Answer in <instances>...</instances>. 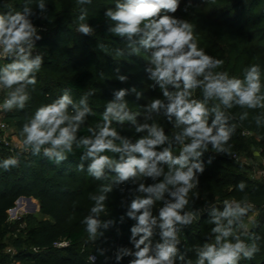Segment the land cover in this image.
Segmentation results:
<instances>
[{
	"label": "trees",
	"instance_id": "obj_1",
	"mask_svg": "<svg viewBox=\"0 0 264 264\" xmlns=\"http://www.w3.org/2000/svg\"><path fill=\"white\" fill-rule=\"evenodd\" d=\"M216 1L223 3V6L211 8L210 0L196 2L187 0L186 3L190 4V8H186L187 4L180 5L178 10L170 16L181 20L187 15V10H191L193 11L192 23L198 22L201 32L206 34L208 39L209 36L216 34L219 39L226 41L227 45L232 43L231 48L223 51L224 70L215 67L210 71L213 74L227 72L229 78L244 81L248 70L241 69L242 61L248 55L257 54L255 35H252L253 31L246 30L251 24L246 21L245 11L251 5H260L261 0ZM0 2L3 3L0 6V14L24 12L27 8L28 19L32 25L42 23L49 29L47 36L37 37L34 41V45L41 47L45 54L44 57H40V68L51 74L62 75L64 79L57 85L56 91L50 88V83L43 84L46 81L44 78L39 79L31 73V77L40 81L34 87L29 85L26 87L36 92L34 99L50 104L67 93L73 105L76 106L74 108L73 105H69L72 112H75L76 108L82 109L85 106L90 109L76 132L72 152H66L67 158L64 160L57 161L55 157L49 158L45 155L43 148L38 154H34L32 149L24 144V151L19 154L17 164L5 169L3 163L12 158V155L0 141V264L31 261L39 264L40 260L43 264H132V261L137 259L135 253L139 251L136 248V241L143 234L133 235L132 229L138 225V220L129 217L127 213L131 210L134 200L147 198L150 194L141 191L139 185L130 184V180L114 185L112 178L117 173L111 168H105L104 175L100 179L90 176L88 166L91 158L86 157V149L83 146L77 147V144L84 138L93 137L99 131L94 127L95 124L104 125L103 114L110 102L102 101L111 99V102L126 104L124 112H127L129 117H132L133 113L128 104L136 107L141 105L143 109L141 108L139 116L135 118V123H139L137 127L144 124L156 125L167 137L162 144L156 146L155 150L161 152L171 147L174 156L180 154L183 145L176 137L182 132L183 126L176 127L175 116L171 118L170 123L158 122L157 114L167 117L164 108L158 112L149 111L153 99L167 101L159 84L150 79L149 69L154 67L151 66L152 63L146 64L138 55L131 56L135 69L146 74L149 79L146 87L148 92L142 94L141 98L130 93L126 86L115 80L121 76L122 59L130 57L124 45L137 47L146 58L151 57L152 50L146 51L139 43L140 35L129 39L126 36H116L110 31L115 27V22L108 18L106 13L109 9L115 11L116 4L122 3L123 0H91L90 3L85 4L78 3V0H69L76 7V13L69 20L60 18L56 0H0ZM41 3L44 5L43 8L39 7ZM81 16H84L83 20L80 19ZM80 24H87L92 32L90 34L79 32ZM214 46L218 45L214 44ZM211 56L217 59L215 52ZM234 57L237 60L236 64L233 63ZM35 58L33 56L30 59ZM9 61L5 62L9 63ZM261 61L264 65V56ZM3 68L5 67L0 65V70ZM127 70H133V67ZM263 76L264 70H259V77ZM260 85L258 95L264 96V83L260 82ZM121 90L125 91L122 101L116 99V93ZM167 90L177 91L172 85H167ZM194 90L195 92L189 98L204 101L203 89ZM143 96L144 100H142ZM82 100L85 101L84 104H81ZM204 102L209 109L207 117L209 124L215 119L212 109L219 105L220 111L226 118L225 126L230 130V138L223 145L225 151H217L208 144L207 150L191 161V163H199L207 167L202 171V180L206 184L200 186L196 183L198 187L189 191L190 199L187 198L186 204L189 209L192 204L202 207L206 204L210 205L214 200L227 199L230 194L237 191L242 196L248 194L247 188L239 187L241 183L245 185L248 182L245 175L239 174L245 167L235 162L233 155L241 156V152L248 154L251 148L261 150L260 154L264 155V107L250 108L235 103L231 107H225L215 98ZM7 112L4 115L6 123L9 122ZM33 117L31 115L20 117L19 129L22 130ZM124 121L113 119L111 124H124ZM131 121L132 119L127 124L130 128H135L134 122ZM245 132L252 134L245 136ZM148 134V129H145L137 135L143 138ZM188 142L190 141L185 140V143ZM103 154L118 163L121 162L122 157L127 159L124 152ZM157 167L163 171L169 170L168 164L164 162H159ZM142 181L145 188L152 186L150 176L143 175ZM105 186L110 187L111 191L102 192ZM225 186L230 187L229 194L224 190ZM99 195H104L106 199L103 202L104 211L97 215L91 212L96 203L92 197ZM191 195L197 196L198 200L195 201ZM20 197H31L39 201L40 211L51 216L54 222L41 221L32 229L29 216L21 217L22 222L9 221L8 212L15 207ZM250 197L264 204L263 182L262 190L252 192ZM61 211H64L68 217L83 216L80 228L78 230L68 228L64 224V218L59 215ZM150 211L152 216L157 218V224L153 225L152 236L145 241V244L150 243L152 249L150 254H154L156 245L163 242L162 229L159 226V212L155 204ZM196 211L191 209L192 213ZM90 215L100 221L95 236L89 235L87 225L84 223L85 217ZM245 220L243 215L237 219L239 229H243ZM65 240L68 241V246L58 248L55 245ZM257 245V248L264 252V247L260 243ZM144 246L140 245L141 248ZM7 248H11L12 252H6ZM181 259L182 255L176 253L173 264H182Z\"/></svg>",
	"mask_w": 264,
	"mask_h": 264
},
{
	"label": "clouds",
	"instance_id": "obj_2",
	"mask_svg": "<svg viewBox=\"0 0 264 264\" xmlns=\"http://www.w3.org/2000/svg\"><path fill=\"white\" fill-rule=\"evenodd\" d=\"M90 2L91 0H78L80 4ZM39 7L43 8L44 5L41 3ZM178 8L179 0H123L122 3L116 4L115 11L109 9L106 15L115 22V27L110 29L114 35L126 36L129 39L140 35L139 43L145 49L152 50L150 59L154 67L149 69L150 79L159 84L168 103L153 99L149 111L158 112L164 108L169 120L175 116L176 127L183 126L182 132L176 137L183 145L180 154L174 156L171 147L161 152L155 150L156 146L167 139L163 130L156 125L144 124L137 127V132L148 129L149 134L137 140L135 144L121 140L120 145H117L115 140L118 137L111 127V121L115 119L123 122L132 117L124 112L126 104L116 102L107 105L103 114V127H100L93 137L84 138L77 144V147L83 146L86 149V157L91 158L88 174L96 179L104 175L105 168L113 169L119 181H126L138 174L151 177L164 175V180L155 186L145 188L143 184L140 185V190L150 195L134 200L131 210L127 213L129 217L138 220V225L132 229L133 235L143 234L136 241L139 251L135 253L137 259L132 261V264H173V257L177 252L175 225L190 224L193 220L190 213L180 214V210L188 203L186 197L189 190L194 187L193 169L203 171L201 164L191 161L200 157L202 152L207 150L208 144L217 151H225L223 145L230 138V130L225 126L226 118L217 105L212 109L215 119L209 124V109L204 101L215 98L225 107H231L233 103L250 108L264 107V96L258 95L261 87L258 66L253 65L248 70L244 81L229 78L227 72L213 74L210 69L219 67L223 61L214 59L197 47L192 25L174 16L160 15L162 10L175 13ZM28 14L27 8L24 12L0 14V49L4 54L16 57L12 63L0 70V87L11 89L3 104L5 109L24 107L29 99L26 87L36 82L30 74L39 71L41 65L39 56L30 59L31 37L36 30L28 19ZM80 19L83 20L84 16ZM78 31L90 34L92 29L87 24H80ZM200 77L202 79H199ZM124 79L125 77H120V80ZM167 85H172L177 91L169 92ZM196 88L203 89L204 101L189 98L192 95L191 90ZM124 96V90L116 93L117 100L122 101ZM84 103L82 100L81 104ZM69 105H73V101L65 93L53 103L39 107L30 122L25 124L22 130L23 143L29 146L34 154H38L43 148L46 156L55 157L60 161L67 158L66 152H72L76 132L90 109L87 106L76 108L75 114L70 115ZM185 140L190 142L185 143ZM107 152H124L127 159L122 157L118 163L103 154ZM159 162L168 164L167 174L157 167ZM16 164L15 158H9L4 161L3 167L7 169ZM169 186L175 188V191L171 192L175 202L166 203L159 211L163 242L156 245L154 254H150L151 245L145 244V241L152 236V227L157 224V218L152 216L150 209L156 201L163 199ZM239 187L243 189L244 184L241 183ZM109 191L111 188L108 186L102 188V192ZM92 199L96 203L91 212L99 215L104 211L103 202L106 197L99 195L93 196ZM244 213V208L230 204H226L223 211L214 212L212 223L216 227L212 231L218 234L216 242L204 245L197 264H205V260L207 264H238L241 256L250 258L253 255L255 247L250 250L239 237L235 238V242L227 239L232 235L231 225L234 219ZM223 221H227V225ZM84 223L89 235L95 236L100 221L90 215L85 217ZM142 244L145 245L143 248L140 247Z\"/></svg>",
	"mask_w": 264,
	"mask_h": 264
},
{
	"label": "rangeland",
	"instance_id": "obj_3",
	"mask_svg": "<svg viewBox=\"0 0 264 264\" xmlns=\"http://www.w3.org/2000/svg\"><path fill=\"white\" fill-rule=\"evenodd\" d=\"M187 0H179V6L187 4L186 8H190V4L186 3ZM194 2L199 0H193ZM211 3V8H219L220 6H223L221 2H218L216 0H210L209 4ZM3 3L0 2V6ZM57 9L60 14V18L64 20H69L73 14L76 13V7L73 6L69 0H56ZM252 6V5H251ZM249 6L246 8V15L247 18L246 21H249L248 24H251L248 30L253 31L255 35L254 42L257 46L256 52L257 54L251 56L248 55L245 57L241 64L242 70H249L253 65L258 66L259 70H264L263 68V62L261 61L262 57L264 56V0H261L260 5H253L252 7ZM187 15L183 17L181 20L188 22L192 25L193 28V34H194V41L197 44V47L204 50L208 55H212L213 52L217 54V60H222L223 64L220 65V69L224 70V49L231 48L232 43L230 45H227L226 41L223 39H219L216 34H213L209 36V39L207 38V35L202 33L198 22L195 24L192 23V14L193 11L187 10ZM253 13H250V12ZM170 12L161 11L160 15H170ZM249 14V15H247ZM35 28V34L31 37V43L32 47L29 49L30 52V58L35 56L44 57V51L41 47H38L34 45V41L37 37H45L47 36V33L49 29L42 23L39 25H33ZM207 38V39H205ZM214 44H217L218 46H214ZM124 48L127 50L130 57H125L122 59L121 66V76L125 77V79L122 81L119 78H115V80L118 83H122L123 86H126L125 88L132 94L138 96L141 98L142 94H146L148 90L146 89L149 79L148 76L143 74L141 71L135 69L136 66L131 61V56H139L146 64L151 65V59L146 58L140 53V50L137 47H134L132 45H124ZM134 49H138V51H134ZM146 51H151V49H145ZM0 54H4L3 51H0ZM6 58L2 59L0 58V65L2 67H6L7 64L12 63L16 57L14 55H7L5 54ZM234 57L233 63L236 64L237 60ZM8 60L9 63H6ZM6 61V62H5ZM131 62V63H130ZM153 66V65H151ZM133 67V70H127L128 68ZM210 70H214L213 68ZM262 72V71H261ZM33 75L38 76L40 78H44L46 81L43 83L47 85L50 83V88L52 90H58L57 85L64 79L62 75L58 74H51L49 72L43 71V69H39V71L33 72ZM146 76V77H145ZM35 84H29L30 87L36 86V84H39L40 81L35 78ZM261 84L264 83V76L260 77ZM15 87V86H14ZM33 89V88H32ZM11 89H6L0 87V98L5 99L7 98L9 92ZM29 99L25 102V105L23 108L19 107H13L11 109H6L8 111V128L6 132L0 133V141L6 136V139L10 142V144L14 148V152H11L12 158H15L18 162V156L20 153L24 151V134L23 129H19V125H21V119L22 116L31 115L32 117L35 115L36 110L46 105L47 103L42 102L40 100H35L34 97L36 96V92L30 89H26ZM110 92V91H109ZM192 93L195 92V90H191ZM102 94H104L103 91H101ZM39 98V97H38ZM146 99V98H145ZM167 99V98H165ZM144 100V96L143 99ZM162 100V99H161ZM163 101V100H162ZM104 102H111V99H105ZM164 103H168L167 101H163ZM132 115V121L135 124V128H130V125L127 124V122H130L131 119H125L124 124H111V127L116 131L117 133V139L115 140V143L117 145H120L121 140H127L128 142L135 144L137 140L141 139L137 134L139 132L136 131V128L139 123H135V118L139 116V111L143 109V107L140 106H134L133 104L129 105ZM142 108V109H141ZM69 114L73 115L75 112L71 111L70 108L68 109ZM156 120L158 122L163 123H170L172 120H169L167 117H164L160 114H157ZM94 127L100 129L99 124H95ZM250 132H245V136H249ZM249 153L246 154L245 152H241V156L233 155V159L238 164H241L245 167V169L241 170L239 173L241 176L245 175L248 182L245 183L244 188L248 189V194L240 195L238 191L236 193H232L229 195L227 199H219L214 200L210 205L206 204L201 207V205L196 206L197 204H192L191 208L186 207V205L183 207V209L180 210L181 215L185 214H191L193 216V220L190 224H180L177 223L175 225L176 228V247L177 254L182 255L181 262L182 264H197V260L199 258V253L203 249L205 244L209 243H215L216 242V236L217 233H214L212 231L213 228L216 227L214 223H212L213 214L215 211H223L226 204H230L232 206L239 205L240 207L245 209V213L243 216H245L246 220L243 224V229H239L240 227H237L238 222L235 218L233 221V224L231 225L232 229V235L227 237L228 240L235 242V238L239 237L240 240H242L245 245L251 250L253 247H255V251L253 252V255L250 258H246L241 256L240 260L238 261V264H264V252L258 249L257 244H261L264 247V204H260L259 202H256L253 198H251V193L254 191L262 190V180L260 178L259 170L262 166V161L264 160V155L260 154L261 150L251 148ZM126 157L127 154L125 153ZM133 155L138 156V154L133 153ZM207 166H202L203 170ZM186 170V169H185ZM169 171V170H168ZM168 171H163L165 174L168 173ZM195 175H194V187H198L197 184L200 186H204L206 183L202 180V172L201 171H195L193 169ZM143 175L138 174L136 177H131L128 179L130 180V184H137L141 185L143 184L142 181ZM151 184L152 186H155L156 184L162 182L164 180V175L151 177ZM124 181H119L118 176L114 175L112 178V183L114 185H117ZM197 183V184H196ZM193 187V188H194ZM224 190L228 192L231 191L230 187L225 186ZM175 191V188L172 186H169V190L164 193L163 199L156 201L155 205L157 207L158 212L162 207L165 206L168 202H175V197L171 195V192ZM190 191V190H189ZM189 192L187 194L186 199H190ZM191 198H194L195 201H197L198 197L195 195H191ZM197 199V200H196ZM203 201V199L201 200ZM259 203V204H258ZM191 209H196V213H192ZM9 221L11 222H22L20 221L21 217L29 216L30 225L31 228H35L36 224L41 221L49 220L51 222H54L53 218L51 216L45 215L40 211V203L37 200H34L31 198V200H22L17 203V206L15 210L9 211ZM59 215L64 218V224L72 229V230H78L82 224L83 216H67L64 211L59 212ZM20 217V218H18ZM225 225H227V221H223ZM21 224V223H20ZM19 224V225H20ZM11 248H7L6 252H9ZM41 259V257H39ZM39 259V260H40ZM36 261L31 262H19L16 264H37ZM39 264H43V261L40 260ZM205 264H207V261L205 260Z\"/></svg>",
	"mask_w": 264,
	"mask_h": 264
},
{
	"label": "built area",
	"instance_id": "obj_4",
	"mask_svg": "<svg viewBox=\"0 0 264 264\" xmlns=\"http://www.w3.org/2000/svg\"><path fill=\"white\" fill-rule=\"evenodd\" d=\"M0 51H2V49H0ZM0 58L5 59L6 56L5 54H0ZM6 99V98H5ZM5 99H1L0 98V133L1 132H6L7 128H8V124L5 122L4 120V115L6 113V109L3 107L4 101ZM1 142L4 144V146L10 151V152H14V148L13 146L10 144V142L6 139V136L1 140ZM259 174H260V178L264 184V160L262 161V166L259 170ZM20 218V217H18ZM68 241H61L56 243L55 245L58 248H64L66 246H68ZM9 252H12L11 250H9Z\"/></svg>",
	"mask_w": 264,
	"mask_h": 264
},
{
	"label": "water",
	"instance_id": "obj_5",
	"mask_svg": "<svg viewBox=\"0 0 264 264\" xmlns=\"http://www.w3.org/2000/svg\"><path fill=\"white\" fill-rule=\"evenodd\" d=\"M21 198H23V197L18 198L16 203L19 202L21 200ZM25 198H27L28 200H31V197H25ZM15 208H16V206L14 208H12L11 210H15Z\"/></svg>",
	"mask_w": 264,
	"mask_h": 264
},
{
	"label": "crops",
	"instance_id": "obj_6",
	"mask_svg": "<svg viewBox=\"0 0 264 264\" xmlns=\"http://www.w3.org/2000/svg\"><path fill=\"white\" fill-rule=\"evenodd\" d=\"M22 200H28L27 198H25V197H23V198H21V200H20V202L22 201ZM35 200V199H34ZM18 203V202H17ZM17 203H16V205L15 206H17ZM11 210V209H10ZM9 210V211H10ZM9 213V212H8Z\"/></svg>",
	"mask_w": 264,
	"mask_h": 264
}]
</instances>
